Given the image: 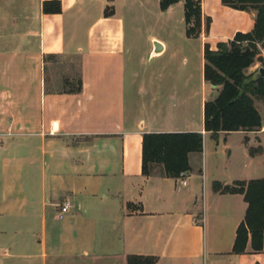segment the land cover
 Instances as JSON below:
<instances>
[{
    "label": "crops",
    "instance_id": "obj_1",
    "mask_svg": "<svg viewBox=\"0 0 264 264\" xmlns=\"http://www.w3.org/2000/svg\"><path fill=\"white\" fill-rule=\"evenodd\" d=\"M54 2L59 13L43 12ZM159 3L0 0V264H127L128 256L264 264V231L261 252L248 244L232 253L243 196L212 189L264 178V123L212 137L203 122L217 94L203 79L204 44L251 30L255 13L221 2L210 11L202 0L213 21L193 39L201 47L194 74L183 73L173 31L184 0L165 11ZM217 12L236 22L216 33ZM174 132L203 137L202 151L188 156L184 187L161 165L142 174L143 134ZM63 201L69 211L59 219Z\"/></svg>",
    "mask_w": 264,
    "mask_h": 264
},
{
    "label": "trees",
    "instance_id": "obj_2",
    "mask_svg": "<svg viewBox=\"0 0 264 264\" xmlns=\"http://www.w3.org/2000/svg\"><path fill=\"white\" fill-rule=\"evenodd\" d=\"M179 0H160L165 11ZM221 5L237 11L254 12L253 28L247 33L237 32L232 39L219 42L215 50L207 43L203 47V79L217 89L216 96L203 107L204 131L212 137L220 132L258 131L262 119L254 107L253 98L264 104V79L254 78L247 71L255 62H263L264 0H220ZM54 6V7H53ZM43 12L59 13V3H44ZM184 22L187 38L197 39L208 34L211 19L202 12V0H184ZM80 82H77L78 91ZM201 133H145L142 136L141 168L148 176L155 165H161L165 176L177 178L189 170L188 156L202 151ZM250 156L261 154V148H249ZM212 189L221 194H240L247 205L243 220L236 229L233 254H244L249 244L253 253L263 249L264 178L234 181L230 185L213 182ZM153 257L128 256L127 264H155Z\"/></svg>",
    "mask_w": 264,
    "mask_h": 264
},
{
    "label": "rangeland",
    "instance_id": "obj_3",
    "mask_svg": "<svg viewBox=\"0 0 264 264\" xmlns=\"http://www.w3.org/2000/svg\"><path fill=\"white\" fill-rule=\"evenodd\" d=\"M215 4L220 5V0H208V10L211 11V8H213L215 6ZM206 16H208L211 19V24H212V21H213L212 16L211 15H206ZM213 16H214L215 32L216 33L218 31L222 30V28L226 27L227 21L236 22L235 17L227 15L226 13L217 12ZM184 31H185V24H184V21L182 18L181 22H176L175 28L173 31V41H174L173 47L176 48L179 46V50H180L179 55H177L175 66L176 67L179 66L183 70L182 71L183 73L184 72H190V71H191V73H193V71H194L193 69L195 68L196 63L198 62L197 52L200 53L201 47H200V43L198 40L187 39L184 35ZM249 31H251V30H249ZM249 31H246V32L238 31V32L247 33ZM219 42H222V41H218L216 38L211 39L210 36H208V40L206 41V43L209 45V47L212 46L214 49L216 48V46ZM168 52L169 51H167L164 56H167L166 54H168ZM260 56L262 57V59L264 61V50L261 51ZM260 67L264 68L263 62H255V64L248 69L247 73L253 74V73L257 72V70ZM75 80H76V78L73 77V82H72L73 85L75 84L74 83ZM199 91H200V87L198 85L197 92H199ZM187 92H188V87H182V94H185ZM215 95H216V92L212 93V97H214ZM253 103H254V107L256 108V110L259 112V114L261 116L262 123H264V104H263V102L260 99L253 98ZM199 114H200V112H199ZM259 130H261V128ZM261 166H262L261 167L262 173L258 174L259 178H263V176H264V157L261 158Z\"/></svg>",
    "mask_w": 264,
    "mask_h": 264
},
{
    "label": "built area",
    "instance_id": "obj_4",
    "mask_svg": "<svg viewBox=\"0 0 264 264\" xmlns=\"http://www.w3.org/2000/svg\"><path fill=\"white\" fill-rule=\"evenodd\" d=\"M187 178V172H181L176 179L178 180L179 184L184 187L187 185ZM55 207L57 209V215L59 219H62L69 211V204L66 201L56 204Z\"/></svg>",
    "mask_w": 264,
    "mask_h": 264
},
{
    "label": "water",
    "instance_id": "obj_5",
    "mask_svg": "<svg viewBox=\"0 0 264 264\" xmlns=\"http://www.w3.org/2000/svg\"><path fill=\"white\" fill-rule=\"evenodd\" d=\"M158 45H156L157 48ZM254 78H263L264 79V68L260 67L257 72L254 73Z\"/></svg>",
    "mask_w": 264,
    "mask_h": 264
}]
</instances>
